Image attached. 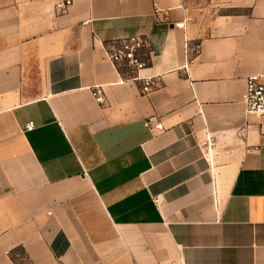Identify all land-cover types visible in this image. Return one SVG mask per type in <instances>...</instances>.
Listing matches in <instances>:
<instances>
[{
  "label": "crops",
  "instance_id": "0c3cea01",
  "mask_svg": "<svg viewBox=\"0 0 264 264\" xmlns=\"http://www.w3.org/2000/svg\"><path fill=\"white\" fill-rule=\"evenodd\" d=\"M54 2L0 0V264H264V0Z\"/></svg>",
  "mask_w": 264,
  "mask_h": 264
},
{
  "label": "built area",
  "instance_id": "2783aa9c",
  "mask_svg": "<svg viewBox=\"0 0 264 264\" xmlns=\"http://www.w3.org/2000/svg\"><path fill=\"white\" fill-rule=\"evenodd\" d=\"M73 4V0H55L53 11L56 16L63 15ZM153 11L158 21L166 20L161 17L163 11L158 0H153ZM149 41L142 36H132L121 38L111 42L107 46V58L114 68H126L133 76L131 80L142 82L141 92L148 95L156 88L155 79L158 76L142 75V72L148 67L146 58V50H149ZM201 52V44L190 46L186 44L187 59L196 57ZM91 94L99 103L104 102V91L102 86H94L91 88ZM242 102L245 106L247 114L264 115V73H256L248 76L245 84V89L242 94ZM35 128L34 122L30 121L26 124L25 129L31 131ZM162 264H185L181 261L163 262Z\"/></svg>",
  "mask_w": 264,
  "mask_h": 264
},
{
  "label": "trees",
  "instance_id": "16d2710c",
  "mask_svg": "<svg viewBox=\"0 0 264 264\" xmlns=\"http://www.w3.org/2000/svg\"><path fill=\"white\" fill-rule=\"evenodd\" d=\"M126 69V68H125ZM127 70V69H126ZM13 257V256H12ZM13 259H14V257H13Z\"/></svg>",
  "mask_w": 264,
  "mask_h": 264
}]
</instances>
